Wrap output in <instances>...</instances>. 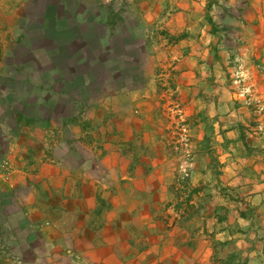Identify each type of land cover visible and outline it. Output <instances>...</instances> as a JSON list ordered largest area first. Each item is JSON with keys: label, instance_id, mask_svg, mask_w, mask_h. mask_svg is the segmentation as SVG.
<instances>
[{"label": "crops", "instance_id": "1", "mask_svg": "<svg viewBox=\"0 0 264 264\" xmlns=\"http://www.w3.org/2000/svg\"><path fill=\"white\" fill-rule=\"evenodd\" d=\"M0 264H264V0H0Z\"/></svg>", "mask_w": 264, "mask_h": 264}, {"label": "built area", "instance_id": "2", "mask_svg": "<svg viewBox=\"0 0 264 264\" xmlns=\"http://www.w3.org/2000/svg\"><path fill=\"white\" fill-rule=\"evenodd\" d=\"M236 80L238 81V83H241L242 82V76L237 74L236 75ZM261 110H263V108H261ZM187 163H185L184 167L182 168V180H187L190 178V169H189V166L186 165Z\"/></svg>", "mask_w": 264, "mask_h": 264}, {"label": "trees", "instance_id": "3", "mask_svg": "<svg viewBox=\"0 0 264 264\" xmlns=\"http://www.w3.org/2000/svg\"><path fill=\"white\" fill-rule=\"evenodd\" d=\"M178 183L180 184L181 187H184V189H187L188 188L189 179L183 180V181L178 179Z\"/></svg>", "mask_w": 264, "mask_h": 264}, {"label": "rangeland", "instance_id": "4", "mask_svg": "<svg viewBox=\"0 0 264 264\" xmlns=\"http://www.w3.org/2000/svg\"><path fill=\"white\" fill-rule=\"evenodd\" d=\"M177 136H178V135H176V137H177ZM177 138H180V136H178ZM179 180L183 181V180H182V176L179 178Z\"/></svg>", "mask_w": 264, "mask_h": 264}]
</instances>
